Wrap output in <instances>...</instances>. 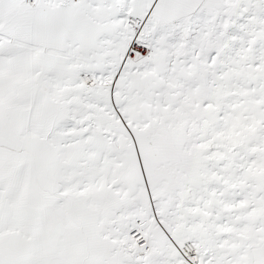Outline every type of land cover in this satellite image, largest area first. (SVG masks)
<instances>
[{"label":"snow or ice","instance_id":"6c2138e0","mask_svg":"<svg viewBox=\"0 0 264 264\" xmlns=\"http://www.w3.org/2000/svg\"><path fill=\"white\" fill-rule=\"evenodd\" d=\"M0 264H264V0H0Z\"/></svg>","mask_w":264,"mask_h":264}]
</instances>
